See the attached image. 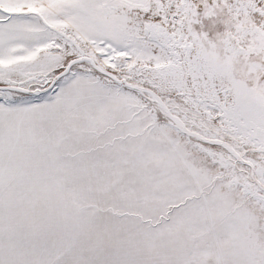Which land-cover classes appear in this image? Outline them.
I'll list each match as a JSON object with an SVG mask.
<instances>
[{"label":"snow or ice","instance_id":"6c2138e0","mask_svg":"<svg viewBox=\"0 0 264 264\" xmlns=\"http://www.w3.org/2000/svg\"><path fill=\"white\" fill-rule=\"evenodd\" d=\"M0 264H264V0H0Z\"/></svg>","mask_w":264,"mask_h":264}]
</instances>
